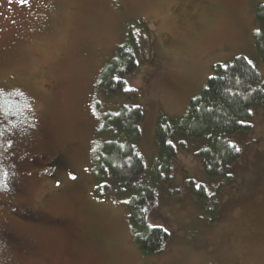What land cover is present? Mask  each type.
<instances>
[{"label": "rangeland", "instance_id": "1", "mask_svg": "<svg viewBox=\"0 0 264 264\" xmlns=\"http://www.w3.org/2000/svg\"><path fill=\"white\" fill-rule=\"evenodd\" d=\"M260 5L0 0V92L18 97L8 111L23 118L0 142L10 188L0 189V264H264V100L250 110L251 128L229 137L241 157L227 175L207 176L197 155L205 139L184 133L169 138V172L154 174L160 118H183L216 65L245 57L264 84ZM121 47L137 68L123 92L108 95L100 83ZM134 107L143 112L135 146L146 165L134 186L155 189L147 225L169 235L151 255L135 242V189L119 188L107 166L97 170L115 138L112 118Z\"/></svg>", "mask_w": 264, "mask_h": 264}, {"label": "trees", "instance_id": "2", "mask_svg": "<svg viewBox=\"0 0 264 264\" xmlns=\"http://www.w3.org/2000/svg\"><path fill=\"white\" fill-rule=\"evenodd\" d=\"M256 18L259 31L255 42L260 63H264V5L258 6ZM137 64L132 51L119 49L117 59L103 73L101 89L108 95L123 92L124 77L135 72ZM264 100V84L256 64L245 57L235 58L229 65H216L214 74L208 80L198 98L191 100L183 118L169 119L162 116L156 130L158 155L154 163V174L161 177L169 172L176 149L169 138L180 133L195 139H205L206 145L197 155L202 160L207 176L227 175L241 157L240 151L229 137L251 125L250 110ZM143 112L140 107L124 108L112 118L115 137L104 146L102 164L98 176L105 173L104 165L110 170L119 188H134L135 195L130 202L131 222L137 230L135 242L142 253L151 255L159 252L168 242V233L161 228L147 225V216L156 204V191L152 187H135L146 173L143 156L136 148L141 138Z\"/></svg>", "mask_w": 264, "mask_h": 264}, {"label": "flooded vegetation", "instance_id": "3", "mask_svg": "<svg viewBox=\"0 0 264 264\" xmlns=\"http://www.w3.org/2000/svg\"><path fill=\"white\" fill-rule=\"evenodd\" d=\"M9 103H15V108H18L19 99L15 97L13 94L10 93H2L0 92V142L2 147V140L5 137L4 131H9L10 128L19 129L22 128V116L20 114H16L14 112H10L9 110ZM18 113V112H17ZM9 143H7L8 145ZM1 152V151H0ZM3 174V175H2ZM8 176L5 173H1L0 170V189H4L5 191H9L8 183H7ZM4 182V184H3ZM13 208H11V211Z\"/></svg>", "mask_w": 264, "mask_h": 264}, {"label": "snow or ice", "instance_id": "4", "mask_svg": "<svg viewBox=\"0 0 264 264\" xmlns=\"http://www.w3.org/2000/svg\"><path fill=\"white\" fill-rule=\"evenodd\" d=\"M9 2H12V0H9ZM17 2L20 4H25L28 2V0H17ZM73 179H75V177H73Z\"/></svg>", "mask_w": 264, "mask_h": 264}]
</instances>
